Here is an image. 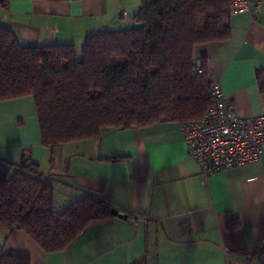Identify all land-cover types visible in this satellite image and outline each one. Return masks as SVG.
<instances>
[{
    "label": "crops",
    "instance_id": "obj_1",
    "mask_svg": "<svg viewBox=\"0 0 264 264\" xmlns=\"http://www.w3.org/2000/svg\"><path fill=\"white\" fill-rule=\"evenodd\" d=\"M140 0H0V27L25 47L72 44L133 26ZM231 36L195 45L239 116L264 108V5L232 12ZM257 76V73H259ZM26 157L51 183L62 210L85 191L116 214L88 224L63 251L44 252L20 229L0 228V255L31 264H264V155L203 178L187 155L181 123L161 121L99 139L41 142L32 96L0 101V168ZM231 226V224H236Z\"/></svg>",
    "mask_w": 264,
    "mask_h": 264
},
{
    "label": "trees",
    "instance_id": "obj_2",
    "mask_svg": "<svg viewBox=\"0 0 264 264\" xmlns=\"http://www.w3.org/2000/svg\"><path fill=\"white\" fill-rule=\"evenodd\" d=\"M231 13L230 0H140L133 26L90 34L80 46L25 47L0 27V101L33 97L51 153L99 139L104 127L198 120L211 106V81L192 49L228 39ZM5 164L0 228L24 231L44 252L65 250L88 224L113 216L109 199L88 191L59 210L36 163ZM0 264H31L30 256L7 252Z\"/></svg>",
    "mask_w": 264,
    "mask_h": 264
},
{
    "label": "built area",
    "instance_id": "obj_3",
    "mask_svg": "<svg viewBox=\"0 0 264 264\" xmlns=\"http://www.w3.org/2000/svg\"><path fill=\"white\" fill-rule=\"evenodd\" d=\"M263 5L264 0H230L234 13H256ZM210 95L211 106L200 119L181 123L187 155L197 162L203 178L264 155V108L254 116H239L215 80Z\"/></svg>",
    "mask_w": 264,
    "mask_h": 264
},
{
    "label": "water",
    "instance_id": "obj_4",
    "mask_svg": "<svg viewBox=\"0 0 264 264\" xmlns=\"http://www.w3.org/2000/svg\"><path fill=\"white\" fill-rule=\"evenodd\" d=\"M112 214L115 215V214H116V211H113V210H112Z\"/></svg>",
    "mask_w": 264,
    "mask_h": 264
}]
</instances>
